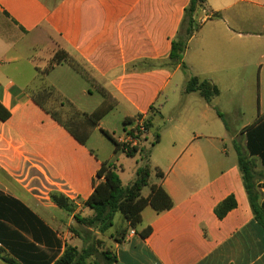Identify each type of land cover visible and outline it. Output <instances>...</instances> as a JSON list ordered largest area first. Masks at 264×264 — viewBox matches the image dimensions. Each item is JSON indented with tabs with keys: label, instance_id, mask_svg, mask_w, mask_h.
I'll use <instances>...</instances> for the list:
<instances>
[{
	"label": "crops",
	"instance_id": "1",
	"mask_svg": "<svg viewBox=\"0 0 264 264\" xmlns=\"http://www.w3.org/2000/svg\"><path fill=\"white\" fill-rule=\"evenodd\" d=\"M189 1L0 0V106L9 114L0 120V192L18 200L53 232L60 254L65 245L80 249L81 241L71 232L80 228L74 216L92 217L82 203L92 193L100 164L113 161H102L87 146L88 139L84 145L78 143L36 99L40 83L56 70L90 85L104 99L102 104L103 96H110V111L120 110L123 120L141 116L140 123L148 121L151 127L142 139L145 143L157 136L154 151L163 139L168 141L163 157L172 166L154 164L164 174L161 185L172 208L162 213L144 208L141 226L133 235L129 231L122 244H113L115 264H264V228L251 211L235 153L237 146L248 154L244 131L264 121L261 104L252 124L232 129L228 119L235 124L240 114L222 103L229 75L214 74L215 66L199 74L189 60L203 58L207 68L209 59L229 57L225 37L264 39V0H206L205 10L197 13L200 28L187 46L200 33L203 51L197 57L186 47L181 62L190 75L217 87L218 95L210 102L185 92L187 79L180 65L169 59ZM243 6L256 10V17L248 18L240 10ZM215 13L220 18L208 20ZM229 15L244 24L239 25L244 31L227 25ZM216 24L223 28L213 32ZM58 52L65 61L40 75L38 70ZM24 60L33 76L19 69ZM76 61L84 68L79 69ZM134 123L122 124V136L115 140L135 144L138 140L131 141L128 135L138 126ZM162 131L166 135L158 134ZM228 143L235 162L221 158H229ZM116 155L125 157L121 152ZM249 158L262 203L264 165L258 156ZM118 167L120 179L123 169ZM52 193L70 200L74 212L59 209L50 199ZM228 197L236 207L218 219L214 210ZM57 210L66 216L59 217ZM146 227L151 233L142 239L138 233Z\"/></svg>",
	"mask_w": 264,
	"mask_h": 264
},
{
	"label": "trees",
	"instance_id": "2",
	"mask_svg": "<svg viewBox=\"0 0 264 264\" xmlns=\"http://www.w3.org/2000/svg\"><path fill=\"white\" fill-rule=\"evenodd\" d=\"M206 0H190L183 12V18L175 40L171 43L169 59L174 64H179L180 69L187 79L185 85L186 93H198L205 102L218 95V89L208 81H200L197 77L190 75L189 70L182 64L181 60L190 38L198 31L200 25L196 23L195 17L199 11L205 10ZM219 14L208 15V20L219 19ZM65 61V55L56 53L47 63L46 68L38 70L40 75L48 74L55 66ZM110 106L105 102L92 113H80L73 110L76 117L75 123L78 130H74L61 123L55 116L52 118L81 145H84L93 129L98 127L100 120L110 111ZM9 114L0 106V120L5 121ZM217 116L224 121L222 114ZM137 118H141L138 116ZM135 120L125 118L123 126L131 125ZM150 123L145 121L144 129L150 128ZM101 130V129H100ZM101 133L113 144L114 154L123 153L127 158L139 155L145 164L139 168L135 179L127 186H122L118 177L115 162H102L93 180V190L90 196L82 203L83 207L92 211V217L81 218L74 216L80 225L79 229L71 232L81 241L80 249L65 245L60 254V241L55 237L38 218L18 200L0 192V261L4 264H115L116 258L111 248H102L103 244L99 235H105L115 227L114 218L117 214L121 216L125 229L111 235L114 243L122 244L127 232L136 231L141 226V212L150 207L156 213H162L172 208V201L161 185L164 174L155 169L154 176L159 183H150L152 170L149 166L150 152H143L141 148L131 146L129 143H120L107 131ZM246 150L236 146L235 153L240 170L243 186L248 198L251 211L256 221L264 228V201L260 203L262 196L254 185V162L249 158L258 156L264 165V121L259 125L247 128L245 131ZM131 138L139 140L138 127L128 132ZM158 142L154 138L153 147ZM149 187V193L143 197L141 191ZM51 201L59 208L71 214L75 205L61 194L52 193ZM236 207L233 197H228L214 210L218 219H222L228 212ZM151 233L149 227L143 228L138 235L144 239ZM43 246V248H40ZM46 250H49L48 252ZM100 258L101 262L98 261Z\"/></svg>",
	"mask_w": 264,
	"mask_h": 264
},
{
	"label": "rangeland",
	"instance_id": "3",
	"mask_svg": "<svg viewBox=\"0 0 264 264\" xmlns=\"http://www.w3.org/2000/svg\"><path fill=\"white\" fill-rule=\"evenodd\" d=\"M241 11L247 13V17H256V10L242 7ZM227 25L231 27L234 31L241 32L244 24H237L234 15H229L228 19H225ZM223 22L222 19L220 21ZM241 25V29L239 28ZM250 24H247L249 28ZM221 25H214L213 32L219 31L222 29ZM207 27L202 29L206 31ZM253 29V28H252ZM260 30V29H259ZM261 31V30H260ZM258 32V30H257ZM199 35L192 40V42L187 46L190 54L195 53L197 57H201V52L203 47L201 46ZM261 40L252 37L251 39L238 40L234 37H225L223 41L227 45L228 52L230 53L229 57L220 56L218 59H209V64L207 68H204L205 62L202 58H188L190 61H194L193 70L199 74L203 73V70H212L215 73H221L229 75V78L226 79L224 83L225 95L222 103L228 105L230 109L237 108L240 114L236 118V123L232 119H228L229 125L232 129H240L243 125L252 124L253 120L257 117L259 113V105L261 104L260 113H264V44H261ZM240 49V50H239ZM244 51V55L237 56V52ZM44 58V57H43ZM188 60V61H189ZM78 65V68H84L83 65L75 62ZM19 69L25 74H35L31 67L27 65L24 61L19 62ZM32 65V64H31ZM47 66V65H46ZM187 66V65H186ZM212 66H215L212 68ZM195 67V68H194ZM195 73V72H194ZM73 76V75H72ZM42 85L40 93L36 94V99H38L44 107L48 108L50 113L56 117L61 123L65 126H68L74 130H78L76 125V117L73 114V110H76L81 113H92L100 104L104 101L101 95L97 94L96 91L84 81L76 77H71L62 73V71H54L49 78H46L44 82L40 83ZM84 91V92H82ZM89 91L90 93H87ZM106 97V105H112L113 100L108 95ZM73 109V110H72ZM235 115V116H236ZM166 119V118H165ZM122 120L123 116L121 115L120 110H111L100 122L99 128L92 130L90 137L87 140V146L96 151L95 153L102 161L115 162L114 164L118 167L121 165L123 173L120 176V180L124 186L128 184L129 180L135 179L137 170L144 166L145 161L142 160L139 155H136L133 158H125L122 155L114 154L113 144L101 133V130L107 131L114 139H117L122 136ZM141 118L135 119L137 125L140 123ZM134 123V124H135ZM166 125V121L163 122ZM101 129V130H100ZM167 131L158 132L160 136L166 135ZM154 142L150 140L149 142H143L142 136L139 137V140L136 141V145L143 150V152H150L149 157V166L152 170V176L150 178V183L158 182V179L154 176V169L156 165H161L162 168L166 169L171 165V161H167L163 154L165 148L168 146V141L163 139L161 145L157 147L154 151V146L151 147V144ZM229 151V158L226 159L223 156V160L229 162H235L236 156L232 151L231 143L227 144ZM215 157L213 160H215ZM157 163V164H154ZM158 167V166H157ZM160 168V169H162ZM133 179V180H134ZM149 193V187H145L141 191L143 197L147 196ZM59 217L66 216L65 212L62 210L56 211ZM115 227L113 230L108 231L105 235H99L104 249L111 248V252L115 255L113 248L114 240L111 238V235L121 232L125 229V224L121 219V216L117 214L114 218ZM129 234V232H127ZM127 236V235H126ZM98 261L101 262L100 258Z\"/></svg>",
	"mask_w": 264,
	"mask_h": 264
},
{
	"label": "built area",
	"instance_id": "4",
	"mask_svg": "<svg viewBox=\"0 0 264 264\" xmlns=\"http://www.w3.org/2000/svg\"><path fill=\"white\" fill-rule=\"evenodd\" d=\"M137 127H138V131L140 133V137L143 136L144 133H145L144 125L142 123H139ZM131 141H132V138H131ZM120 143H129L131 146H136V141H135V144H133V145L130 142H128V141L127 142H120ZM130 234L133 235L134 232L130 231Z\"/></svg>",
	"mask_w": 264,
	"mask_h": 264
}]
</instances>
